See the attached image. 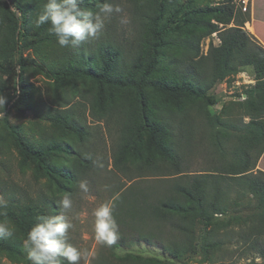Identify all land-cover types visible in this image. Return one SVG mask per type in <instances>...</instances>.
<instances>
[{
    "label": "trees",
    "instance_id": "1",
    "mask_svg": "<svg viewBox=\"0 0 264 264\" xmlns=\"http://www.w3.org/2000/svg\"><path fill=\"white\" fill-rule=\"evenodd\" d=\"M11 1L20 15L10 10L7 0H0V22L4 19L2 9L9 14L6 17L9 25L3 32L9 52L22 48L23 30L28 22V10L22 2ZM126 1L133 7L137 24V37L131 52L123 49L124 43L115 32L114 35L107 34V40L87 52L75 46L69 50L61 48L54 35L48 38L54 60L50 71L57 83L84 78L91 80L100 91L103 87L116 90L112 96L113 99L116 97L115 101L110 107L120 106L117 121L121 123V136L113 154V167L126 175L127 168L123 169V165L130 162L135 165L139 178L160 179L156 185L132 187L131 183L126 188H117L113 214L118 225L133 226L137 240H141V236L145 242L162 240V225L179 232L180 242L166 243L174 257L179 259L193 250L186 214L198 211L209 219L210 215L225 212L249 198L254 201L250 228L253 234H264V171L253 170L264 153V45L245 28L246 22L251 20L250 4L247 11L242 10L237 0H220L201 8L199 12L207 14L208 19L199 28L186 30L180 46L186 55L168 60L172 73L171 80L167 81L157 74L162 66L164 49L169 44L168 37L177 26L179 9L174 10L167 0ZM44 2L38 1L39 11ZM98 2L102 0H82V6L96 8ZM46 29L47 25L37 27L38 35ZM214 32H217L220 43L215 45L210 41L207 53L201 54V40ZM129 43L130 40L127 45ZM16 62L21 72L18 75L20 93L15 105L21 101L24 89L23 56ZM248 66L253 68L255 82L235 107L239 121L235 122L233 115L230 120H224L211 113L210 92L213 87ZM178 91L196 98L197 102H179L171 107L164 105L162 112L165 115L151 107L152 96ZM8 96V102H11L17 94ZM4 110L5 107L0 114ZM12 134L27 156H34L43 174L53 182L52 169L43 156L53 154L55 144L31 150L16 126L12 127ZM161 134L166 137L163 144L158 140ZM146 136L155 140L156 150H148L141 163L138 160ZM204 140L209 143L212 157L205 169L194 173L188 170L189 157L194 145L202 146ZM80 142H84V138ZM71 155L72 168L66 178L71 184L68 191L74 194L78 182L91 171H100L102 165L90 149L83 152L74 148ZM48 205L54 214H59L55 205ZM0 211L6 212V216H0V219L8 220L13 215V205L7 203L6 209ZM37 216L38 212L24 213L18 224L23 227L32 225ZM253 246L264 262V247L255 241ZM16 249L15 244L10 246V250Z\"/></svg>",
    "mask_w": 264,
    "mask_h": 264
},
{
    "label": "rangeland",
    "instance_id": "2",
    "mask_svg": "<svg viewBox=\"0 0 264 264\" xmlns=\"http://www.w3.org/2000/svg\"><path fill=\"white\" fill-rule=\"evenodd\" d=\"M7 1L10 10L20 15L12 1ZM17 1L22 2L24 8L28 10V22L21 41L22 48L9 52V44L4 42V28L9 25L6 18L9 14H5L4 9H2L4 19L0 22V96L5 98L4 105L0 104V110L5 107L4 112L0 114L2 120L0 122V197L13 205V215L7 221L15 228L11 238L0 239V264H30L23 250V240L33 224L26 227L19 226L18 220L24 213L38 212L39 216L54 214L55 211L50 210L48 203L56 206L64 195H70L73 201L72 208L63 213L74 224V228L70 230V240L78 248L89 253L80 264H264L262 257L256 252V247L253 246L255 241L264 247V234H253L250 228L254 201L249 198L243 203L231 206L225 212L210 215L209 219H205L198 211L186 214L191 227L194 251L185 253L179 259L174 257L166 243L180 242L181 236L179 232L164 225L160 228L163 231L161 236L163 241L145 242L139 235L141 240H137L133 226L120 224L119 238L115 244L105 246L95 242L92 211L97 205L110 200L115 203L117 188L120 186L126 188L132 183V187L136 185L145 187L159 184L160 179L139 178L138 171L134 169L135 165L130 162L123 165V169L127 168L126 175L113 167V154L121 136L119 133L121 123L117 121L120 106L117 104L110 107L113 100L115 101L116 97L113 99L112 96L116 90L103 87L100 91L91 80L84 78L76 80L70 78L57 83L50 71L54 60L48 38L52 35L47 29L38 35L34 24L39 12L37 8L39 0ZM216 1L220 2V0H167L168 5L174 10L179 9L180 24L177 22V26L168 37L169 44L164 49L162 66L157 77L171 80L172 65L168 64V60L186 55L185 49L180 47L186 36V30L199 28L202 22L208 19L207 14L199 10ZM113 4L119 5L121 11L105 18V26L101 34L75 47L86 52L93 50L99 42L108 39L107 34L114 35L115 32L124 43L123 49L132 51L131 46L137 37L133 7L126 0H113ZM249 4L251 6V0ZM245 28L255 35L252 24L245 25ZM260 28L258 29L260 39L255 36L264 43V27ZM129 40L130 43L127 45ZM210 41L215 45L220 43L217 32L203 37L200 43L201 54L207 53ZM67 48L69 50L71 46ZM21 56L25 62L24 89L21 91V101L15 105L20 93L18 75L21 72L16 59ZM54 56L57 57V53H54ZM243 71L246 72L244 76ZM247 75L250 79L254 78L253 68L250 66L230 74L213 87L210 92L211 113L220 115L224 120H230L233 115L234 121H239L235 107L243 101L241 95L254 84L247 83L249 80ZM119 93L120 91L118 95ZM9 94H17V96L13 101L8 102ZM193 100L197 102L196 98L180 91L156 94L151 97V107L165 115L162 112L164 105L177 106L179 102ZM244 119L248 120L247 117ZM14 126L31 150H40L42 147L46 148L44 146L55 144L54 153L43 156L52 169L53 182L50 177L43 174V169L38 167L36 158L27 156L18 145L12 134ZM81 138H84V142H80ZM144 139L138 160L141 163L144 162L148 150H156L153 138L146 136ZM158 140L163 144L166 137L161 134ZM194 146L189 157L188 170L195 173L205 169L212 156L209 154L211 152L209 143L205 140L202 146L198 143ZM74 148L83 152L90 149L97 162L102 165L100 171H91L83 179L88 182L90 189L85 198H82L78 189L74 194L68 191L71 184L66 176L72 168L71 151ZM257 169L264 171V153L253 170ZM139 179L141 180L136 181ZM41 212L46 213L41 214ZM12 244L18 249L10 250Z\"/></svg>",
    "mask_w": 264,
    "mask_h": 264
},
{
    "label": "clouds",
    "instance_id": "3",
    "mask_svg": "<svg viewBox=\"0 0 264 264\" xmlns=\"http://www.w3.org/2000/svg\"><path fill=\"white\" fill-rule=\"evenodd\" d=\"M120 11V6L111 0L98 2L96 8L82 6V0H45L34 24L36 27L47 25L48 33L56 37L58 45L67 48L97 38L105 26V18ZM4 103L5 98L0 96V104ZM77 187L82 198L88 196L90 189L86 180H80ZM56 206L59 214L38 216L23 240V250L30 264H80L89 255L70 240L74 224L63 213L73 206L71 196L64 195ZM6 207L7 202L0 197V210ZM114 207V201L110 200L92 211L97 244L112 246L119 238ZM0 216H6V212L0 211ZM14 232L15 228L6 219H0V239L11 238Z\"/></svg>",
    "mask_w": 264,
    "mask_h": 264
},
{
    "label": "crops",
    "instance_id": "4",
    "mask_svg": "<svg viewBox=\"0 0 264 264\" xmlns=\"http://www.w3.org/2000/svg\"><path fill=\"white\" fill-rule=\"evenodd\" d=\"M250 12L251 20L248 23L255 28V35L258 37V29L264 27V0H251Z\"/></svg>",
    "mask_w": 264,
    "mask_h": 264
},
{
    "label": "built area",
    "instance_id": "5",
    "mask_svg": "<svg viewBox=\"0 0 264 264\" xmlns=\"http://www.w3.org/2000/svg\"><path fill=\"white\" fill-rule=\"evenodd\" d=\"M237 2H238L239 5H241V8H242L243 11H247L249 9L248 6H249V3H250V0H237ZM247 24H249V23L246 22L245 25H247ZM245 74H246V72L243 71V76ZM247 79H249V80H247V83H250V82H253L254 83V81H255L254 78L253 79H250L249 78V75H247ZM245 97H246V94H242L241 99H244Z\"/></svg>",
    "mask_w": 264,
    "mask_h": 264
}]
</instances>
